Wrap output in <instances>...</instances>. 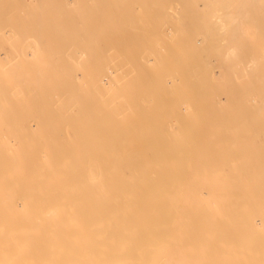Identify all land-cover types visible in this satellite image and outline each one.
Instances as JSON below:
<instances>
[{
    "label": "bare ground",
    "instance_id": "6f19581e",
    "mask_svg": "<svg viewBox=\"0 0 264 264\" xmlns=\"http://www.w3.org/2000/svg\"><path fill=\"white\" fill-rule=\"evenodd\" d=\"M258 1L223 2L208 48L264 54ZM178 4L140 41L136 6L0 0V46L17 55L0 63V264H264V82L210 85L205 68H185L179 49L201 12ZM125 33L131 82L59 56L61 37L119 53L107 39ZM73 70L81 78L64 85Z\"/></svg>",
    "mask_w": 264,
    "mask_h": 264
},
{
    "label": "rangeland",
    "instance_id": "374dc122",
    "mask_svg": "<svg viewBox=\"0 0 264 264\" xmlns=\"http://www.w3.org/2000/svg\"><path fill=\"white\" fill-rule=\"evenodd\" d=\"M58 1L61 3L62 0H58ZM63 1L69 2V0L67 1L63 0ZM185 1L186 3L189 2L191 6L195 8L196 13L201 12V14L199 13L198 17H201L202 19V20L199 19L200 22L198 21L199 22L198 27L196 28L190 27L192 25H189V29L187 31L188 35H186L187 36L185 37L186 39L183 40V41H186L185 46L179 49V50H183L185 53V68L186 67L188 68L191 65H192L191 66L192 68H196V69L197 67H200L203 70L205 68L206 69V71L204 70L205 73H207L209 76L208 78L211 79L210 81H208L209 79L208 80L206 79V82L208 83L210 82L209 83L210 85H214V83L216 84L217 80L220 79L223 82L232 81V82H235L236 84H238L239 82L240 83L242 82L243 84L244 82V84L247 85L248 90L249 88L250 89L253 88L255 90L254 85L257 84V82L259 81L264 82V54L263 52H261V50L259 51L260 52L259 53V52H256L257 50L256 49L255 51H253L254 52L253 54L252 52L246 53L239 49L235 51L234 53L227 52V51L225 52L223 50H219V51L216 50L219 53V55H217L218 53L217 52L214 53L215 49H213V47L208 48V45L210 44V38L215 39V36L217 35L215 34L217 32H215L213 24L219 15L218 12L222 11V9L220 8L222 6V3L225 2L226 0H107V2L109 3L119 2V3L129 4L130 6H136V9H137L136 11L140 12L138 14L136 12V15H134L137 18H140V27L137 33L138 34L137 36L140 41H141V35L143 36L152 35L155 37V35L159 32L158 29L154 28L155 24L153 23V21H151L152 20L151 18L156 19L158 18V16L163 18L165 15V11H164L165 6L169 4H173V3L181 4L182 2H185ZM231 2H233V0H231ZM234 2L238 4L239 2H241V0H234ZM258 3L260 4L258 10L261 11L260 13L262 14L263 19H264V11H263L264 10V0H259ZM196 6L199 7L200 10H198ZM260 6L263 7L262 8L263 10H260ZM190 12L193 13L192 11ZM191 33H194V34H191ZM210 35L211 36L213 35L214 37L213 36L211 37ZM200 36L204 37L203 41L199 40ZM182 38H184V33H183ZM196 38L198 39V45L192 42V40ZM80 40L82 39L78 40L77 38L73 36H65V38L61 37L60 42L65 43L66 45H65L64 50L62 49L60 50L59 56L67 62L74 61L75 59L84 61V62H87L89 59H92V58L98 59L100 63L106 64V70L104 72H106L109 76H113V77L120 76L124 78V80L128 79L127 81L131 82V77L133 76V72H132L131 77H129L127 75L128 74L127 69L129 67H130L129 69L131 70L133 69V61L131 60L134 58L131 54H133L135 51V47H133V45L135 44V38H133V35L129 33H125L120 36L110 37L107 39L111 41L112 44H114L115 46L119 48V50L121 51L119 53H116L114 50L111 51V49L109 51H105L102 48L96 49L95 47H90L87 50L81 49L78 51L81 53L73 51V43H75L76 41L80 42ZM99 43L101 42L98 39L97 46L98 47L102 46ZM130 45H132L133 47L132 49ZM192 45H194V47H192ZM129 49H131V52ZM145 50H149V48H146ZM22 55H25L26 59L34 58V54L31 52H24V54ZM146 55H149L148 51H146ZM14 56H17V55L10 53L9 45L7 43H2L0 46V58H2L0 63H3L5 65L3 67H6V64H8L9 61L11 62V57L13 58ZM194 59L197 63L194 61ZM119 63L121 64V71H118L116 69ZM10 70L11 69H7L6 71L10 73ZM82 73L83 72L81 70H73V71L65 72L63 80H62L63 84L67 85L68 80H71L72 83L77 81L78 79L81 78ZM202 75L203 74H201V76ZM203 76L201 80L204 79ZM205 77H207V75ZM220 80L218 82H221ZM99 88H102V87H99ZM66 91L67 89L66 90L59 89V92L55 95V98L60 97V99L63 100L65 103L55 106L54 109H55V114L59 118H61V130L67 133L68 136L72 138L74 135V128L72 125L73 123L71 120V116L67 115V112H66L67 110L66 106L70 104V102L66 101L67 98H69V96L65 94ZM256 97L262 98L260 94H257ZM143 98L144 97H142V95L138 93L136 94L135 97L133 96L131 98V101L142 102ZM197 108L198 106L196 107V112H197ZM30 109H31V113L33 114L36 113L34 110L33 102H31ZM212 118L213 117H212V112H211L210 119ZM4 123H6V121ZM258 129L260 131L262 130L261 132L257 130V132H259L257 133L259 135L258 139L264 144V128L259 125Z\"/></svg>",
    "mask_w": 264,
    "mask_h": 264
}]
</instances>
